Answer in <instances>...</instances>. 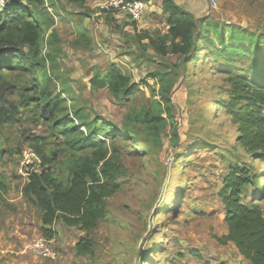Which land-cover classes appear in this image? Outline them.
<instances>
[{"label": "rangeland", "instance_id": "1", "mask_svg": "<svg viewBox=\"0 0 264 264\" xmlns=\"http://www.w3.org/2000/svg\"><path fill=\"white\" fill-rule=\"evenodd\" d=\"M143 1L145 13L138 20L102 8L100 0L83 4L53 0L49 7L53 26L48 32L56 29L61 38L57 88L72 90L67 94L71 103L92 118H105L116 129H123L129 112L160 99V85L148 78L149 73L159 70L174 78V65L183 62L180 55L163 58L151 47L144 48L148 41H140L139 33H167L169 26L162 9L164 0ZM174 1L197 19L210 17L226 32L230 25L254 32L264 44V0ZM9 2L1 1L0 11ZM209 37L216 45L201 43L199 61L184 65L185 72L171 91L173 117L162 129L161 143L150 146L143 128L129 132L135 139L118 137L114 144L122 151L127 174L121 190L108 199L106 219L90 232L55 224L57 234L51 241L58 255L54 259L42 257L35 248L39 238H46L41 211L22 192L29 171L40 164L28 137L45 135L46 127L22 110L14 121L0 122V178L6 184L0 203V264H251L233 243L218 240L227 233L220 193L230 166L245 165L240 157L254 163L255 157L245 156L238 147V126L220 109L218 96L225 97L224 87L230 86L226 77L237 71L221 66L226 59L218 37L212 32ZM236 59L233 63L245 73L250 57ZM111 65L129 71L140 83V91L121 104L107 89L91 87L95 67ZM259 159L262 189L264 158ZM260 203L264 210V198ZM83 237L93 239V254H76L74 246Z\"/></svg>", "mask_w": 264, "mask_h": 264}, {"label": "trees", "instance_id": "2", "mask_svg": "<svg viewBox=\"0 0 264 264\" xmlns=\"http://www.w3.org/2000/svg\"><path fill=\"white\" fill-rule=\"evenodd\" d=\"M0 11V122H12L21 110L46 127V134H31L29 148L40 164L29 171L22 188L23 195L41 211L44 236L52 240L55 224L83 231L95 230L106 219L108 199L121 190L127 174L122 151L114 143L118 137L135 139L131 131L144 129V140L150 146L161 143V132L173 117L171 91L188 61H199L201 43L216 45L226 61L221 66L234 68L226 82L225 97L219 95L221 111L231 118L240 131L238 147L245 156L253 155L254 163L231 164L226 185L220 193L225 208L227 233L218 240L233 243L251 264H264V210L260 200L259 156L264 158V44L254 32L230 25L229 31L210 17L197 19L174 0H164L167 33H139L144 48L151 47L163 58L180 55L183 62L174 68L175 77L159 70L149 73L160 85V99L131 111L123 120V129H116L105 118H94L82 107L71 103L72 90L58 89L57 53L60 35L53 26L49 7L53 0H9ZM83 4L86 0H72ZM229 27V25H228ZM221 55V56H222ZM250 57L247 70L240 71L238 57ZM220 55H218V60ZM185 72V71H184ZM239 72V73H238ZM129 71L117 65L108 69L95 67L91 79L94 90L107 89L120 104L140 91ZM17 96V99L13 97ZM242 105V106H240ZM240 106V107H239ZM177 137V135H176ZM134 145L141 146L134 142ZM3 149L0 145V156ZM244 156V157H245ZM37 167V168H36ZM264 174V170L262 171ZM254 187V191L252 190ZM6 184L0 178V203L4 201ZM260 190V191H259ZM77 255L94 253V241L83 237L74 246ZM197 254V253H196Z\"/></svg>", "mask_w": 264, "mask_h": 264}, {"label": "built area", "instance_id": "3", "mask_svg": "<svg viewBox=\"0 0 264 264\" xmlns=\"http://www.w3.org/2000/svg\"><path fill=\"white\" fill-rule=\"evenodd\" d=\"M9 0H0V2ZM102 8L116 12H125L133 20L140 19L145 13L146 3L143 0H100ZM24 166V164H23ZM26 167V166H25ZM36 250L44 258L54 259L58 255V250L54 247L51 240L39 238L36 241ZM238 264H250L238 263Z\"/></svg>", "mask_w": 264, "mask_h": 264}, {"label": "crops", "instance_id": "4", "mask_svg": "<svg viewBox=\"0 0 264 264\" xmlns=\"http://www.w3.org/2000/svg\"><path fill=\"white\" fill-rule=\"evenodd\" d=\"M97 1V0H96ZM119 13H123V14H125V12H119Z\"/></svg>", "mask_w": 264, "mask_h": 264}]
</instances>
